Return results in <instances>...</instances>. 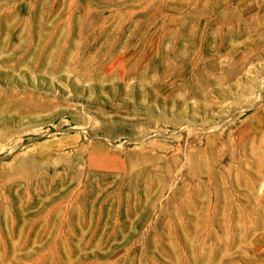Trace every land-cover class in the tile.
<instances>
[{
	"label": "rangeland",
	"instance_id": "374dc122",
	"mask_svg": "<svg viewBox=\"0 0 264 264\" xmlns=\"http://www.w3.org/2000/svg\"><path fill=\"white\" fill-rule=\"evenodd\" d=\"M262 18L0 0V264H264Z\"/></svg>",
	"mask_w": 264,
	"mask_h": 264
},
{
	"label": "bare ground",
	"instance_id": "6f19581e",
	"mask_svg": "<svg viewBox=\"0 0 264 264\" xmlns=\"http://www.w3.org/2000/svg\"><path fill=\"white\" fill-rule=\"evenodd\" d=\"M161 1V0H160ZM220 2V1H219ZM166 3V2H165ZM204 3V2H203ZM202 3V4H203ZM216 3V2H215ZM150 4V3H149ZM165 5V4H164ZM150 6V5H149ZM219 6V5H218ZM231 6V5H230ZM161 7V6H160ZM227 7V6H226ZM231 8V7H230ZM172 10V9H171ZM239 11V10H238ZM243 11V10H242ZM253 11V10H252ZM246 13V12H245ZM217 14V13H216ZM165 16V15H164ZM163 16V17H164ZM178 16V15H177ZM214 16H215V14H214ZM241 16V15H240ZM168 18H170V17H168ZM175 18V17H174ZM211 20V19H210ZM209 20V21H210ZM262 21L264 20V18H262L261 19ZM170 21V20H169ZM214 21V20H213ZM172 22H174V21H171V22H169V23H172ZM219 22V21H218ZM177 23V22H176ZM215 23V22H214ZM205 24V23H204ZM199 25V24H198ZM229 26H231V25H229ZM228 26V27H229ZM262 26H264V25H262ZM208 27V26H207ZM213 27V26H212ZM180 31V30H179ZM159 40H160V38H159ZM146 41V40H145ZM154 44V43H153ZM152 44V45H153ZM160 44V43H159ZM150 45H151V43H150ZM145 46V45H144ZM147 47V46H146ZM260 94H259V96H258V99H257V102L256 103H254V104H251L250 106H248V108H253V107H255L256 105H258L259 104V102L260 101H262V100H264V81L262 82V84H261V86H260ZM247 107V106H246ZM244 111V108H242V109H240L239 111L241 112V111ZM262 111H264V109L262 110H260L259 111V115L262 113ZM83 130L84 131H87L88 132V134L90 135V136H92V137H95L89 130H87L86 128H83Z\"/></svg>",
	"mask_w": 264,
	"mask_h": 264
}]
</instances>
